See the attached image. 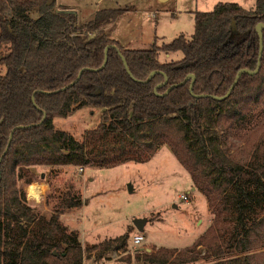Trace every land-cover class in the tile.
I'll return each instance as SVG.
<instances>
[{"label":"trees","instance_id":"1","mask_svg":"<svg viewBox=\"0 0 264 264\" xmlns=\"http://www.w3.org/2000/svg\"><path fill=\"white\" fill-rule=\"evenodd\" d=\"M56 1L0 0V264H84L87 252L102 257L126 249L128 233L84 248L62 223L64 213L84 206L81 192L63 191L47 216L29 202L26 185L36 181L37 166L54 173L143 163L165 144L206 195L212 218L186 248L137 247L127 259L264 264V52L257 74L244 73L227 99L213 97L228 92L240 69H257L264 0L252 8L219 2L195 11L191 37L147 49L111 37L122 9H102L81 22ZM177 52L179 60L160 58ZM154 70L169 78L160 94L194 73V93L208 96H194L191 80L159 95L163 73L144 82ZM85 107L100 109L101 118L82 138L55 125Z\"/></svg>","mask_w":264,"mask_h":264},{"label":"rangeland","instance_id":"2","mask_svg":"<svg viewBox=\"0 0 264 264\" xmlns=\"http://www.w3.org/2000/svg\"><path fill=\"white\" fill-rule=\"evenodd\" d=\"M82 1L90 10L96 5L95 0ZM131 2L118 15L113 28L109 26L110 35L124 47L147 49L154 42L161 45L182 34L191 37L195 31V11H212L219 2H236L252 8L257 0H172L154 9L152 0ZM109 4L110 1H106L103 7ZM84 5L79 19L88 21L94 15L90 16L91 11H85ZM139 9H143L142 12ZM182 56L181 52L169 56L162 53L160 58L170 61ZM100 114V109L85 107L68 117H57L54 122L58 128L82 138L87 129L98 125ZM66 167L51 173L49 167L37 166L35 182H47L49 189L40 197L38 184L29 190L35 182L26 185L29 202L50 216L57 196L67 189L79 191L85 199L84 206L64 213L61 220L79 234L84 248L126 233L130 236L126 249L114 250L102 257L98 256L97 250L91 251L92 254H86L84 264H147L130 262L128 253L149 245L186 248L206 230L212 218L206 195L193 189L190 173L168 144L161 146L149 161L143 163L131 161L109 167L86 166L83 170H80L82 167L68 166L67 171ZM182 194H187L189 199L183 200ZM50 195L51 199L48 198ZM135 219L146 220L142 231L135 226ZM138 233L151 244L145 242L134 246L133 238Z\"/></svg>","mask_w":264,"mask_h":264},{"label":"water","instance_id":"3","mask_svg":"<svg viewBox=\"0 0 264 264\" xmlns=\"http://www.w3.org/2000/svg\"><path fill=\"white\" fill-rule=\"evenodd\" d=\"M161 1H166V0H161ZM70 11H74V10H70ZM233 26H234V32H236L237 27H236L235 21L233 22ZM256 30H257V32L259 33V36H260V53H259V59H258V66H257V69H255V70H252V69H250V68H243V69H240L239 72H238L237 75H236V78H235V80H234L232 86H231L230 89L228 90V92H227L224 96L213 95V97H214L215 99H217V100H224V99H227V98L231 95V93H232L234 87L236 86V84L238 83L239 79L241 78V76H242L244 73H248V74L254 75V74H257V73L259 72V70H260V68H261V60H262V56H263V52H264V23H263V22L259 23V24L257 25V27H256ZM109 48H110V46H107V48H106V50H105V61H104L103 65L100 67V69L104 68L105 65H106V63H107V61H108V52H109ZM120 54H121V57H122V59H123V61H124L125 66H126V68H127L128 73H129L134 79H136V78L134 77V75L132 74V71H131L130 68H129V65H128V62H127L126 57H125L122 53H120ZM84 71H85V68L81 69V71L79 72V75H78V77H77V80L81 78V76H82V74H83ZM157 73H163L164 76H165V81H164L163 83L159 84V85L155 88V92H156L157 94H159V95H167V94H169V93L171 92V90H172L173 88H175V87H177V86H179V85H181V84H185L188 80H191V83H190V92H191L194 96H196V97H198V98H202V97H206V96H208V94H195V93H194V85H195V81H196V74H194V73L189 74V75L184 79V81H182V82H180V83H176V84L171 85L170 87H168V89H167L164 93H161V94H160V93L158 92V89H159L161 86H163L164 84L168 83V80H169V78H168V76H167L166 73H164V72H162V71H159V70H154V71H152V72L150 73V75L148 76V78H147L144 82H148V81H150V80H151V79H152ZM74 82H75V81H74ZM74 82H72L70 85H67V86L64 87L62 90L68 88V87L71 86ZM34 101H35V100H34ZM13 132H14V131H12V133H11V137H10L11 139H12V137H13ZM134 223H135V226L138 228V230H139V231H142V230L144 229L145 224H146V220H145V219H135V220H134ZM54 253H56V251H54Z\"/></svg>","mask_w":264,"mask_h":264},{"label":"crops","instance_id":"4","mask_svg":"<svg viewBox=\"0 0 264 264\" xmlns=\"http://www.w3.org/2000/svg\"><path fill=\"white\" fill-rule=\"evenodd\" d=\"M96 2V5L94 6L93 9H88L86 7V5L83 4V1L82 0H57L56 2V5H57V8L58 9H68V10H74L77 12L78 16H80V11L84 5V10L85 11H91L90 12V16L91 15H94L102 10V9H122V12L124 9L125 6H128L132 3L131 0H95ZM106 1H110V4L106 7H103V5L105 4ZM172 0H166V1H161V0H152V4H153V9L154 8H158L159 6H163L164 4H167L168 2H171ZM123 2H126L127 4H122ZM116 5V6H114ZM116 7V8H114ZM143 9H139L140 12H142ZM118 18V17H117ZM81 22H84L85 20L82 19L80 20ZM116 21V20H115ZM113 23L112 25H110V28L112 29L113 28ZM92 109V108H91ZM68 167V166H67ZM67 167H66V171H67ZM33 184H38L40 186V190H41V196L42 197L44 194H46L47 190L49 189V184L47 182H35ZM193 189H196V187H194ZM35 199V198H34ZM37 200V199H36ZM147 243H150L146 240ZM97 244V243H96ZM151 244V243H150ZM93 245H88V247H92ZM152 246H155V245H152ZM151 245L149 246H144L146 247L147 250H152V247ZM89 254H92L93 252H87ZM95 264V263H94ZM100 264H103V263H100Z\"/></svg>","mask_w":264,"mask_h":264},{"label":"built area","instance_id":"5","mask_svg":"<svg viewBox=\"0 0 264 264\" xmlns=\"http://www.w3.org/2000/svg\"><path fill=\"white\" fill-rule=\"evenodd\" d=\"M80 170H83V168H81ZM182 198L183 200H188L189 196L187 194H182ZM145 241L146 239L143 234H136L133 238L134 246H141L145 243Z\"/></svg>","mask_w":264,"mask_h":264},{"label":"bare ground","instance_id":"6","mask_svg":"<svg viewBox=\"0 0 264 264\" xmlns=\"http://www.w3.org/2000/svg\"><path fill=\"white\" fill-rule=\"evenodd\" d=\"M83 168V167H82ZM84 169V168H83ZM138 234H141V233H138ZM146 239V238H145ZM146 242V241H145Z\"/></svg>","mask_w":264,"mask_h":264}]
</instances>
